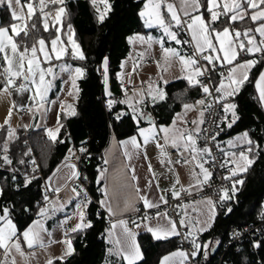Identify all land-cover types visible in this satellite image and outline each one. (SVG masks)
<instances>
[{
  "label": "snow or ice",
  "instance_id": "snow-or-ice-1",
  "mask_svg": "<svg viewBox=\"0 0 264 264\" xmlns=\"http://www.w3.org/2000/svg\"><path fill=\"white\" fill-rule=\"evenodd\" d=\"M63 5L64 0H32V2L22 3V0H0V7H5L11 12V19L14 23H11L9 27L0 26V77H3L4 88L2 92H8L9 89L15 88L17 92L29 91L28 83L17 84V80L23 79L25 82H30L34 86V94L30 99L33 104L39 108H43V101L46 98L47 92L51 88V82L46 80V76L53 75V69L48 67L43 68L42 63H50L52 59L60 60L63 55L67 53V48L65 47V40L61 39V30L63 27L62 18L66 15L64 7H58L55 10V16H52L51 12H45V8L48 4ZM100 3L104 5V9L101 10L97 7L98 19L103 22L106 14L111 9V5L108 0H100ZM94 6L97 5V0H92ZM39 11L40 17L43 18V28L45 31L49 30V25L56 31L55 38L50 40V46L46 43L45 39L38 38L29 47L26 42H22L24 37H28L30 32L36 28V22L33 19L36 12ZM139 15L144 19L145 26L148 28L159 27L162 29L164 36L159 40L154 41L153 37L137 35L130 38V43L139 42L140 44H148L149 47L153 42L159 43L160 47L164 53L166 61H171L172 59H178L182 71L187 72L184 77L187 79L190 87H199L206 96H212L213 91L219 95L215 96L213 99L215 103L221 104L224 113V122H227V127L231 128L233 124L239 119L236 109L238 105L232 101V98L237 96L243 89L246 83L250 82L249 75L251 69L257 64L261 63L257 59H246L240 60L242 55L256 56L260 54L264 56V0H146L144 4V9L139 13ZM250 21L244 27H238L239 24H245ZM29 24L31 25L29 27ZM22 25V26H21ZM59 25V27L57 26ZM68 32L64 33L67 37V44L71 45L73 58H78L84 60L85 56L80 48V45L72 38L74 31L72 26L69 24L67 26ZM11 32V34H10ZM181 32L186 33L190 38L181 39ZM20 38V39H18ZM165 38L170 41H174L177 45L189 44L192 46V52L187 56L182 55L178 49L175 48H165ZM22 49V50H21ZM41 55L43 59L41 60ZM142 57L144 53H139ZM217 66L226 68L225 72H220V80L218 86H210L205 83L201 78L211 80L212 73L216 71ZM123 68L124 65L122 64ZM137 65H133V72L136 71ZM62 71L69 70L67 66H62ZM75 75L72 79V85L75 87L76 78L84 75V70L82 68H75ZM103 74L105 78V83L108 79V59L105 58L103 61ZM163 79V77H161ZM121 83L123 84V78L121 77ZM166 84L167 81H164ZM256 89L259 93V100L264 104V71L259 73L256 80ZM106 95L111 96V92L106 88ZM127 89H124L125 99L119 101L120 103L128 104L132 109V119L140 124L141 120H147L149 122V127H138L137 135L131 136L128 140L122 141L121 143L125 146L124 155L128 157L129 160L132 158V154L128 151V146L131 145L132 149H141L142 145L138 142L137 136L143 139V145L146 146L150 142H155L160 153V163L170 164L171 159L168 156L166 148L170 145L180 152L181 159L176 160V164H189L195 162L196 167L199 168V173L193 170L194 178H197V184L202 185L209 181L212 173L205 164L210 163L205 157L212 156L211 148L198 147V138L202 130L200 125L204 123L203 119L199 121H191L194 128H181L180 125H186L189 122L185 119L188 111L195 110L198 105H204L205 100H197L195 104L183 105L184 112L177 113L175 118L172 120L170 127L163 126L158 127L154 121H152L151 114L144 112L139 105L145 103L146 94L142 89L139 92H134L133 97L127 96ZM2 94V93H0ZM72 95V92H69ZM147 96L151 97L153 103L164 101L167 98L166 92L163 91L159 85L155 88L152 84H149L147 89ZM37 98H39V103L37 105ZM135 100V103H133ZM117 101L113 99L108 100V107L111 109L114 103ZM16 105L13 104L12 108ZM62 109L65 105L62 104ZM67 108H72V105H66ZM211 107V105H209ZM12 108L9 109V117L5 120V124L8 123L12 114ZM28 111H32L29 108ZM69 115H75L72 111L68 113ZM128 115L127 113H120L116 116V119H122L123 116ZM201 117L203 112L200 113ZM229 115L231 120H229ZM57 122L59 124V115L57 117ZM2 127V126H0ZM62 127V125H60ZM60 127L53 132L51 129L48 130L49 137L55 141L57 139V134L60 131ZM219 127V125H217ZM219 132L212 134L208 137L210 140L215 141ZM15 136V130L9 126L7 139L0 144V160L6 165H11L12 160L9 157V141H11ZM163 140V143H160ZM63 142V141H61ZM228 145L230 147H237L246 145V148L242 147V150L237 154L232 152L230 155L232 157L231 163L235 165L234 169L231 170L230 175L224 177L226 180H232L233 177L238 176L240 172L247 171L254 162V158H250V154L256 152L260 145L253 141L247 131L238 135L234 140H228ZM219 147V144L216 145ZM223 151V149H221ZM81 153H87V148L81 146L79 148ZM70 155L65 159H70L71 156L75 155L72 149H69ZM184 153H188V157H184ZM27 155V153H25ZM225 155L229 153L225 152ZM145 159H147V153H144ZM243 161V166L238 162ZM20 163H24L23 160ZM35 164V161L32 162ZM105 164H109L110 161L105 159ZM67 167L71 168V174L69 179H79V172L76 170L74 164H68ZM226 164H221V167H226ZM35 170V169H34ZM149 173L152 175V179L148 180L146 187L151 188L153 181L155 179V172L152 169L151 163L148 165ZM171 171V169H169ZM133 181L138 180L135 175V169L132 168ZM108 172L107 168L101 169L99 172V179L97 183L99 184L101 180L106 179V174ZM199 179L198 177H201ZM14 179V177H13ZM86 179V178H85ZM51 180V177H49ZM31 183V180L27 181ZM176 183H179L177 179ZM242 180L233 181L232 193H235V185L242 184ZM158 186V185H157ZM53 192L59 195L61 188L55 187L51 189ZM184 191L185 189H181ZM105 197L109 199L100 200L99 204L106 208L110 215H115V211L109 200H114L116 198V191L109 193L108 186L101 190ZM72 193L74 197L80 198L82 200L77 204V215L78 222L74 227L71 228L72 233L83 232L85 229L91 228L92 223L87 220V208L92 203L91 199L88 197L87 190L83 187H73ZM137 199L143 202L146 209L159 208V203L151 201L147 195L140 194L141 189L136 187ZM0 194H2V189H0ZM174 198H179L180 192L175 191L174 186L171 191ZM231 199L229 196V190H222L220 195V202ZM45 201H49L47 194L44 196ZM159 201L161 203L167 204V199L165 196L160 195ZM69 203L71 201H68ZM206 203L212 206L211 219L205 222V225L196 229V231L203 232L211 227V221L215 217V202L212 200H207ZM63 207V205H62ZM133 208L130 202H125V208ZM178 208L182 207L177 205ZM54 210V209H53ZM232 209L229 208L228 212ZM49 208L42 207L39 209V217L43 218L48 214ZM2 215H0V250H3L4 260L0 261V264H16L15 258L12 256L13 250L19 253L21 256L24 255L21 246V237L28 248H33L36 245L41 247L44 246L42 233H47V229L42 223V219H37L32 222L22 233L18 234L17 227L10 218V210L7 207L2 209ZM163 217L165 224L159 223L160 218ZM71 217L66 218L67 220ZM141 222L137 223L133 221L136 229L143 227L147 232L151 233L153 238L156 240H165L171 236L180 235L178 230L177 221L173 220L168 216L167 212L160 213L157 212L155 216L145 214L143 217L139 218ZM261 219H264V213L261 214ZM157 220V223L153 225L151 222ZM119 226L122 231L117 234L113 230L117 228V224L113 223L111 228L107 230L108 243L112 245L108 248V255L110 257H115L117 264L123 261L124 264H137L138 261L143 259V253L141 251L140 245L137 242V232L133 229L128 228V221L120 220ZM180 227H189L190 225L181 218L179 220ZM201 222L196 221L199 225ZM195 227V225H192ZM51 236L50 233H48ZM188 237H192L191 243L193 251L191 253L178 250L166 255L160 261V264H169V261L173 257H179V264H186L189 256L196 257L200 253L201 249H207L209 244L201 245L197 242L195 232L190 231ZM242 233H233L234 237H240ZM68 231L65 232V239L61 241L66 245L64 254L58 259L64 260L66 257L71 256L74 252L72 240L67 238ZM187 238V237H186ZM54 241H49L52 243ZM219 243V241H217ZM260 243H255L254 247H260ZM206 255V253H205ZM47 264H54L53 259H49ZM106 264H112V261H106Z\"/></svg>",
  "mask_w": 264,
  "mask_h": 264
},
{
  "label": "trees",
  "instance_id": "trees-1",
  "mask_svg": "<svg viewBox=\"0 0 264 264\" xmlns=\"http://www.w3.org/2000/svg\"><path fill=\"white\" fill-rule=\"evenodd\" d=\"M108 3L111 9L103 22L99 21L97 9L92 4V0H64V4L61 5L66 11V15L62 18V39L65 40L63 31L70 24L74 31L72 38L80 45L85 56L84 60L76 59L75 61L84 70V75L76 83L77 94L73 105L75 115L60 116L59 127L60 125L62 127L57 134V139L53 141L38 137V129L26 130L25 134L18 129L15 131L14 138L9 141V157L12 164L6 165L0 160V189H2L0 213L4 207L9 208L10 218L16 225L17 231H21L37 216L40 209L38 200L42 193L41 179L28 173L31 157L29 149L35 155L42 177L45 178L61 161L66 150L75 148L79 173L84 176L87 191L97 200L100 196L97 175L102 166L101 150L109 134L111 133L115 139H120L135 133L139 125L147 123L141 120L137 125L132 119V109L128 104L119 102L122 101L124 90L115 77L120 61L129 53L127 37L133 33L146 31L139 17V10L144 6L145 0H108ZM57 6L59 5L51 4L48 8ZM0 19L2 23L7 21V8L0 7ZM33 19L36 22V28L32 30L33 36L45 35L47 38V34L39 30L38 11ZM247 24L249 23L237 26L244 27ZM26 39L27 37H24L22 42ZM105 58L108 59V79L104 84L111 92V96L103 94L104 84L99 78L100 74L103 75L101 66ZM240 59L243 58L240 57ZM257 60L261 63L251 69L250 82L246 83L231 101L238 105L236 113L239 119L222 136L247 131L260 148L250 154V158H254L255 162L247 168V171L238 174L237 177L243 183L235 187L234 195L232 191L229 192L231 199L215 202L216 214L211 227L195 235L197 242L201 245L219 244L226 239L231 225L253 222L258 216L264 196V107L259 100L255 81L264 68V56L260 55ZM219 80L220 78L213 74V85H217ZM163 88L167 94L166 100L152 103L151 111L144 104L139 105V108L154 117L157 124H169L185 102L202 95L199 87H190L185 79L169 81L163 85ZM105 99L117 101L111 107V111L121 110V113L128 115L119 120L110 117V111L106 110L108 103L104 101ZM6 130L5 125L0 127V144L5 140ZM25 136L29 146L24 143ZM81 146L87 148V153L79 151ZM2 154L0 152V155ZM39 159H42L44 164H40ZM21 160L24 163H20ZM28 180H31V183H28ZM229 208L232 209L231 212H228ZM87 220L92 223L91 228L78 233L68 232V238L72 240L74 248L73 254L64 260L53 259L54 264H106L109 260L112 264H117L116 258L108 255L104 240L107 224L102 213L96 212L94 203L87 208ZM209 238L216 239L219 243L215 241L209 243L206 241ZM136 239L143 253V259L137 264H158L161 256L179 247L177 236L156 240L149 232L143 231L137 233ZM205 253L207 249L202 248L196 256L197 264L210 262ZM229 254L231 260L239 264H257L256 258L261 259L264 252L261 249L255 250L251 243H245L238 251H231ZM119 264L124 262L120 261Z\"/></svg>",
  "mask_w": 264,
  "mask_h": 264
},
{
  "label": "crops",
  "instance_id": "crops-1",
  "mask_svg": "<svg viewBox=\"0 0 264 264\" xmlns=\"http://www.w3.org/2000/svg\"><path fill=\"white\" fill-rule=\"evenodd\" d=\"M32 2V0H22V3H28ZM146 2V0H145ZM145 4V3H144ZM51 5V3L48 4V6L45 8V12H51L52 16H55V10L58 7H62L61 5L57 7L48 8ZM144 9V6L141 10H139V13ZM8 12V19L5 22H1L0 19V26L2 27H9L11 23H14L11 19V12L7 9ZM139 17H141L139 15ZM38 18H39V30L42 31L44 34H47V38L41 35L33 36L32 31L30 32L29 36L26 39V43L30 47L36 39L43 38L45 39L46 43L50 46V40L55 38L56 31L54 28H52L51 24L49 25V30L45 31L43 28V18L40 17V13L38 11ZM142 23L146 31H141L137 33H133L127 37V42L129 44V53L126 57H124L120 63H119V70H125L128 72L127 79H123V83H126V87L121 86V79H117V81L120 83V86L122 89H127V96L133 97L134 92H139L142 89L145 91V94L147 95V89L149 87V84H152L155 88L156 85H159L160 88L163 89V85L165 84L164 81H172L176 79H185L184 77L187 75V72L182 71V66L178 59H172L171 62L173 63L174 69L171 73L165 74L162 65L163 60H159L157 65L153 67V64H155L156 59L154 55L148 54L150 51V47L147 46V44H140L139 42H136L137 47L131 46L130 38H133L137 35L144 36L147 38L148 36H152L154 39L159 40L161 35L163 34L162 29L159 27H153L148 28L145 26L144 19L141 17ZM249 24L250 21H247ZM22 26V25H21ZM59 27V25H57ZM30 27V26H29ZM51 32V33H50ZM68 32V28H65L63 31V37L65 38V47L67 48V53L63 55V57L60 60L52 59L50 63H42V67L47 69L48 67H51L53 69V75L46 76V80L51 82V88L46 94L45 100L43 103V108H39L36 105L33 104V101L30 99V97L34 94V86L31 85L30 82H25L23 79L21 83L24 84L28 83L29 91L24 92H17L15 88L9 89L8 92H2L4 88L3 83V77H0V126L5 125L6 127V135L5 140L7 139L8 135V128L11 126L12 129L15 131L20 129L24 133L26 130L30 129H38V137L52 140L48 135V130L51 129L53 132L56 131V129L59 127V124L57 122V117L59 115V121L60 116L62 115H69L68 113L74 111L73 105L74 100L76 98L77 94V85L75 84V87L72 85V79L75 75V68L79 67L75 61L78 58H73L71 55L72 53V47L71 45L67 44V37L64 35V33ZM11 34V32H10ZM50 34V35H49ZM164 35V34H163ZM189 37V36H188ZM180 38L183 40L185 37L180 35ZM190 38V37H189ZM62 39V35H61ZM63 40V39H62ZM165 44L167 46H172L173 48L176 46V49H178L182 55L187 56L188 54L184 53L183 45H177L174 41L167 40L165 38ZM135 45V44H133ZM141 46V48H139ZM143 46V47H142ZM167 46L165 48H167ZM22 50V49H21ZM139 53H144V55L141 57ZM129 55L132 56L131 61L126 63V59L129 57ZM146 58H150L151 61H146ZM43 59L41 55V60ZM246 59H257L255 56H245L243 59L240 60H246ZM124 65L122 68L121 65ZM136 64V71L133 72V65ZM62 66H67L69 70L62 71ZM2 70V69H0ZM264 71V68L262 69ZM116 72V73H117ZM259 76V75H258ZM116 77V74H115ZM163 77V79H161ZM80 77L76 78L77 80ZM258 78V77H257ZM104 74L101 75V82L104 84ZM187 81V79H185ZM257 80V79H256ZM219 82V81H218ZM18 84V83H17ZM256 84V81H255ZM143 86V88L141 87ZM218 86V83H217ZM256 87V86H255ZM106 85H103V94L106 95ZM257 90V89H256ZM72 92V95H69V92ZM200 93L202 94L200 97L185 102L187 104H195L198 99H200L203 96V99L205 100L204 105H198L195 110H192L189 114H187L188 118V124L183 125L181 124V128H188L192 129L195 127L191 123V121H199L201 119H204L205 114V106H206V95L202 92L200 89ZM258 97L259 93L257 91ZM151 103H153L151 97L147 96ZM125 94L123 93L122 100H124ZM261 102V101H260ZM41 103L39 101V98H37V105ZM133 103H135V100H133ZM184 103V104H185ZM13 104L16 105L15 108H12ZM62 104L65 105V107L62 109ZM72 105V108H67L66 105ZM183 104V105H184ZM262 104V103H261ZM183 105L181 106L180 110L175 113L173 118L176 116L177 113H179ZM264 107V104H262ZM12 108V114L10 119H8V123L5 124V120L9 117V109ZM29 108H32V111H28ZM203 112V116L201 117L200 113ZM172 118V120H173ZM171 120V122H172ZM155 124L159 127L160 124H157L155 120H153ZM170 122V123H171ZM60 123V122H59ZM169 123V124H170ZM149 122L143 125H139L138 127H149ZM202 124L200 125L201 128ZM135 133L130 134L126 137L115 139L114 136L110 133L108 136V140L104 147L101 150V160H102V166L99 169V172L101 169L107 168L108 172L106 174V179L100 181V196L97 198L98 205L102 208L103 211H106V208L102 207L99 204L100 200L109 199L108 197H105L102 193V189L105 187V185L108 186L109 193H112L114 190L116 191L117 195L114 200H109V202L112 204V207L115 211V215H112L113 217H116L115 220L109 222L104 230V240L107 244V250L110 245L108 243L107 239V230L111 228V225L113 223L117 224V228L113 231L117 234H119L122 229L119 226L120 220H125L129 217V215L134 211L133 208H125V202L128 201L131 203V205L134 206V209L137 207H144L143 202L139 201L137 199V193H136V187L138 186L141 189V193L143 195H147L148 198L156 203L161 204L159 201V196L163 195L166 199H168L169 196H172L171 191L174 189L175 191L179 192L181 188L187 189V190H195L198 189L201 185L197 184V178H194L193 176V170H195L196 173V164L195 162L189 163V164H177L173 165L172 163L168 164H161L159 161L161 159L159 150L156 146L155 142H150L146 146L143 145V139L139 136H137L138 142L141 143L142 147L141 149L134 150L132 149L131 145L128 146V151L132 154L131 160L128 159L124 155L125 152V146L121 143L122 141L128 140L131 136L137 135V129ZM242 133H236L232 135H226L222 136V142L227 148H233L230 147L227 143L228 140H234L238 135ZM160 143H163V140H160ZM246 146V145H242ZM199 147V145H198ZM240 147V146H237ZM235 147V148H237ZM171 148L173 150L172 155L173 156H180V152H178L175 148H172L170 145L166 148ZM69 149H72L75 153V155L71 156L70 159H65L70 155ZM147 153V159H145L144 153ZM235 153H239L238 151H235ZM184 155H188V153H184ZM169 156V155H168ZM170 158V156H169ZM107 159L110 161L109 164H105L104 160ZM242 166L244 164L243 161H238ZM151 163L152 169L155 172V179L153 181L152 187L148 188L146 187L148 180L152 179L151 173H149L148 165ZM68 164H74L76 166V170H78L77 166V152L75 148H68L65 152L64 157L61 159V161L53 168L52 172L43 179L44 186L48 188H55V187H61L62 185L66 184L69 180V176L71 174L72 169L67 167ZM135 169V175L138 177V180L133 181L131 179L132 177V171L131 169ZM171 169V171L169 170ZM99 172L97 175V180L99 179ZM49 177H51V180H49ZM199 179H202L201 177H198ZM177 179L179 180V183H176ZM158 185V186H157ZM74 194L72 193V190H69L65 199L62 201H54L49 208L48 214H46L43 218L39 217V215L35 216L21 231H18V234L22 233L29 225L32 224L33 221L37 219H42V223L44 224L45 228L47 229V233H42L44 246L41 247L39 245H36L33 248H28L23 241L21 237V246L22 250L24 252V255L21 256L19 253L15 252L13 250L12 256L9 257V260L12 259V257L15 258L16 264H47V261L51 259H58V257L62 256L64 254L66 245L61 243L65 239V232L66 230L69 232L72 227L76 225L78 222V215H77V204L80 202H75L72 197ZM212 200L210 197H204L197 200L188 201L185 204H181L182 207L178 208V217H177V224H179V220L183 218L187 224H189L191 231L195 232V235H198L199 231H196L198 229V226L200 227V224L197 225L196 221L201 219L203 216V211H206L208 206L209 210L212 212L211 205H208L206 203L207 200ZM68 201H71L70 203ZM213 201V200H212ZM191 202V203H190ZM214 202V201H213ZM190 203V204H189ZM63 205V207H62ZM145 208V207H144ZM54 209V210H53ZM157 212L164 213L163 210H157L149 215L155 216ZM209 212V213H211ZM108 213V212H107ZM216 214V210H215ZM2 215V213H0ZM211 215V214H210ZM71 217V219L67 220V223H65L66 218ZM137 223L141 222L140 219L136 220ZM213 220L211 221V223ZM153 225L157 223V220H153L151 222ZM159 223L165 224V220L163 217L160 218ZM67 225V226H65ZM192 225H195V227H192ZM128 228L133 229L134 231L143 232L146 231L143 227L136 229L135 225L130 222L128 223ZM48 233L51 234V236L48 235ZM151 234V233H150ZM152 235V234H151ZM68 238V237H67ZM264 235L254 242L251 243V246L257 250L261 249L262 252H264ZM49 241H54L52 243H49ZM207 242H217L218 240L209 238L206 239ZM255 243H260V247H254ZM178 250L184 251L180 246L171 250L170 252L164 254L159 259L158 264H160V261L162 258L166 255H170L173 252H176ZM264 264V255L261 258ZM4 260V254L3 250H0V261ZM179 257H173L172 260L169 261V264H179Z\"/></svg>",
  "mask_w": 264,
  "mask_h": 264
},
{
  "label": "built area",
  "instance_id": "built-area-1",
  "mask_svg": "<svg viewBox=\"0 0 264 264\" xmlns=\"http://www.w3.org/2000/svg\"><path fill=\"white\" fill-rule=\"evenodd\" d=\"M183 37L185 39H189L188 35L184 32H181ZM184 53L190 54L192 52V46L189 44H184L183 48ZM247 56L242 55L241 58ZM256 58L260 57V54H257L255 56ZM146 61H151L150 58H146ZM220 72L226 73V68H222L217 66L216 71L212 73L216 74L219 78ZM99 78L101 80V74L99 75ZM204 80L205 83H208L210 86H217L213 85L212 78L211 80H207L204 78H201ZM22 80H17V83H21ZM122 87H126V83H121ZM143 88V86H141ZM219 94L215 93L213 91L212 96H206V106H205V114H204V123L201 126L202 131L199 138H198V145L199 147H209L212 150V156L211 157H205L210 161V163L205 164V167L209 169V171L212 173L209 181L206 183H203L198 189L195 190H187L185 189L182 191L180 189V196L179 198H174L173 196H169L167 199V204L161 203L159 205V208H151L146 209L144 207H137L136 210H134L129 217L126 219L128 223L138 220L139 218L143 217L145 214H150L157 210H163L164 212L168 213V216L171 217L173 220L177 221L178 217V207L177 205L185 204L188 201L201 199L204 197H210L214 202L220 201V195L222 194V190L228 189L229 192L232 191L233 181L240 180L239 177H233L232 180H226L224 177L230 175V172L232 169H234L235 165L231 163L232 157L231 153L238 151L240 152L243 148H246V146H240L237 148H227L223 142H222V135L227 132V122H224V113L223 108L221 104L215 103L214 97ZM106 103L108 102V99L104 100ZM144 105L151 111L152 109V103L149 100V98L146 95L145 103ZM211 105V107H209ZM106 110L110 111L109 116L112 118H116L118 114L121 113V110L111 111V109L108 107V104L106 105ZM229 120H231V116L229 115ZM219 125V127H217ZM219 132V135L216 137L215 141L210 140L208 137H210L212 134ZM25 134V133H24ZM24 143L29 146V141L27 137L24 138ZM219 144V147L216 145ZM223 149V151L221 150ZM30 150V160H29V168L28 173L31 176L39 177L41 179V198L38 200L39 208L42 207H50L51 204L54 201H62L65 199L67 193L69 190H72L73 187H83L87 190L86 184L84 182V176L79 173V179H71L66 184L62 185L61 191L59 195L51 190V188H48L44 186L43 183V177L40 170V167L38 165L37 159L33 152ZM173 150L171 148L167 149V153L170 156V159L172 161L173 165H177L175 162L177 159H181V156H173L172 155ZM225 152L229 153V155H225ZM184 157H188V155H184ZM35 161V164L32 162ZM183 164V163H181ZM221 164H226V167H221ZM35 169V170H34ZM197 172H199V168H196ZM238 184L235 185V187ZM88 197L91 199L92 203L96 205V212H101L103 215V219L106 224L116 219V217H113L106 211H103L102 208L98 205L97 200H95L92 195L87 191ZM47 194L49 197V201L44 200V196ZM72 199L75 202H80L82 200V197H72ZM264 213V196L261 201V205L259 208L257 219L253 222L244 223L242 225H231L228 229V235L225 240L221 241L219 244H215L217 246V249L215 253L213 254L212 258L209 259L210 262L208 264H239L238 262H235L231 260L230 252L231 251H238L240 246L245 243H252L258 238L262 237L264 234V219H261V214ZM178 225V230L180 232V235H177V239L179 241V246L188 253H191L193 251L192 249V243L190 238L188 237V233L191 231L190 227H180ZM67 226V225H65ZM240 232L242 235L240 237H234L233 233ZM187 237V238H186ZM211 243L209 244V247L207 248L206 255L208 256L209 248L212 247ZM257 264H263L262 259L260 257L256 258ZM186 264H197L196 257L189 256L188 260L186 261Z\"/></svg>",
  "mask_w": 264,
  "mask_h": 264
},
{
  "label": "rangeland",
  "instance_id": "rangeland-1",
  "mask_svg": "<svg viewBox=\"0 0 264 264\" xmlns=\"http://www.w3.org/2000/svg\"><path fill=\"white\" fill-rule=\"evenodd\" d=\"M96 7V9H97V7H99L101 10H103L104 9V5L102 4V3H100V0H97V5L95 6ZM98 13V12H97ZM164 35L162 34L161 35V37L160 38H162ZM152 37V36H151ZM154 39V38H153ZM154 41H156V39H154ZM133 44H135V45H133ZM131 46H132V48H133V46L135 47H137V45H136V43H131ZM147 46L149 47V45L147 44ZM167 45L164 43V47H166ZM143 47V46H142ZM139 48H141V46H139ZM167 48H173L171 45L170 46H167ZM175 49H176V46L174 47ZM148 54H152V55H154V57H155V59H156V62H155V64H153V67H155L156 65H157V63L159 62V60L161 59V60H163V62H162V64H159V65H162V68H163V70H164V72L166 71V73L165 74H169V73H171L172 72V70L174 69V67H173V63L171 62V61H166V59H165V56H164V53H163V51H162V49H161V47H160V44L159 43H156V42H153L152 44H151V46H150V51H149V53ZM131 59H132V56L131 55H129V57L125 60L126 61V63L127 62H129V61H131ZM101 68L103 69V65L101 66ZM121 77L124 79V78H126L127 79V77H128V72L127 71H125V70H119L117 73H116V78L117 79H121ZM105 81V80H104ZM201 99H203V96L200 98V99H198V100H201ZM184 112V108H182V110L179 112V113H183ZM191 111H188L187 112V114H189ZM193 112V111H192ZM175 118V117H174ZM173 118V119H174ZM185 119L188 121V118H187V115L185 116ZM171 124H172V122L170 123V124H160L159 125V127H163V126H168V127H170L171 126ZM180 127H181V125H180ZM241 135V134H240ZM41 156H42V154H41ZM39 157H40V155H39ZM42 158V157H41ZM39 162H40V164H44V161L41 159H39ZM191 203V202H190ZM189 203V204H190ZM212 207V206H211ZM214 211H215V209H214ZM209 212H211V210H209V206H208V208H207V210L206 211H203V216L201 217V219H200V227H202V226H204L205 225V222H208L210 219H211V213H209ZM198 228H199V226H198Z\"/></svg>",
  "mask_w": 264,
  "mask_h": 264
},
{
  "label": "water",
  "instance_id": "water-1",
  "mask_svg": "<svg viewBox=\"0 0 264 264\" xmlns=\"http://www.w3.org/2000/svg\"><path fill=\"white\" fill-rule=\"evenodd\" d=\"M151 118H152V121H153L154 120V117L152 115H151ZM145 121H147V120H145ZM216 249H217V246L216 245H213L212 247L209 248V253H208V257H207L208 259H211L212 258V256L215 253Z\"/></svg>",
  "mask_w": 264,
  "mask_h": 264
}]
</instances>
